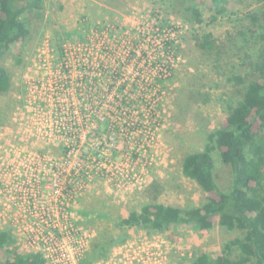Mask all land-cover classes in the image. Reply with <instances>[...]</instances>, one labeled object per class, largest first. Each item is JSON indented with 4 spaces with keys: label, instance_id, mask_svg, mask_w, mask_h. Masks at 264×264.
<instances>
[{
    "label": "rangeland",
    "instance_id": "obj_1",
    "mask_svg": "<svg viewBox=\"0 0 264 264\" xmlns=\"http://www.w3.org/2000/svg\"><path fill=\"white\" fill-rule=\"evenodd\" d=\"M185 1L171 7L163 0H44L42 18L28 19V38L0 59L10 76L9 90L0 95V166L10 149L16 154L36 152L54 160L63 156L60 142L34 141L24 136V141L18 142L16 136L21 122L19 132L30 127L24 122L28 118L20 122L17 114L26 99L36 101L43 117L48 116L53 100L66 102V93L49 92L47 66L39 70L45 76L35 81L36 92L34 88L33 94L28 92L24 79L34 73V63L38 66L40 62L38 55L41 59L48 57L52 67L65 62L69 65L76 105L83 100L91 111H98L100 105L93 102L98 97L106 106L100 112L104 116L110 112V125L90 127L80 141L85 143L77 148L85 156L86 143L101 137L108 144L111 139L113 160L122 169L116 174L118 180L107 174L115 171L106 170L99 176L92 173L86 191L72 208L74 217L93 235L88 252L93 243L103 244L106 254L111 255L121 245L138 246L148 241L166 253V264H191L200 252L218 255L226 242L240 234L227 232L216 222L206 235L196 226L174 227L171 238L167 233L141 227L122 230L116 226L120 219L149 202L188 209L205 201L204 192L182 175V159L201 151L206 136L221 128L224 113L220 101L235 95L232 73L243 75L238 65L244 54L255 55L263 44L252 37L246 16L260 15L264 0H238L235 14L224 17L209 11L207 1L199 5L203 18L200 25L184 20L182 8L191 5L190 0ZM215 15L217 19L212 21ZM164 22L169 26L161 28ZM206 35L224 42L220 67H216L214 54L197 47ZM52 43L66 50L65 59H57L50 48ZM104 48L107 54L100 60ZM86 58L90 60L87 69L81 61ZM101 66L105 67V78L98 74ZM84 69L86 73L80 78ZM111 72L121 74L118 90L103 95L98 90L108 85ZM90 87L96 92L89 91ZM87 152L93 154L92 149ZM215 175L219 187L226 190L229 169L215 161ZM151 185L157 186L152 189ZM99 262L101 259L94 264Z\"/></svg>",
    "mask_w": 264,
    "mask_h": 264
},
{
    "label": "trees",
    "instance_id": "obj_2",
    "mask_svg": "<svg viewBox=\"0 0 264 264\" xmlns=\"http://www.w3.org/2000/svg\"><path fill=\"white\" fill-rule=\"evenodd\" d=\"M163 1L171 3V7L181 4V0ZM190 1L191 5L183 6L181 15L187 23L196 25L203 23L199 5L208 1V10L224 17L234 15L238 3V0ZM43 5L44 0H0V59L28 38V19H41ZM216 15L212 21L217 19ZM246 17L250 20L252 37L263 44L255 55L244 54L238 65L242 66L243 75L232 73L235 95L220 101L224 113L221 128L206 136L201 151L187 154L181 162L182 175L204 192L205 201L188 209L153 201L116 223L122 230L141 227L153 233H167L169 238L174 227L196 226L206 235L215 222L227 232L240 233L226 242L218 255L210 256L203 251L193 257L191 264H264V11L260 15L248 13ZM164 26L169 25L164 22L161 28ZM209 37L204 36L197 47L214 54L216 67H220L224 42ZM52 47L61 56L60 44L52 43ZM9 88V73L0 64V95ZM215 161L230 171L226 190L218 185ZM102 245L93 243L81 264L107 259L110 254H106L108 250ZM0 264L47 263L39 253L25 254L13 231L3 228L0 229Z\"/></svg>",
    "mask_w": 264,
    "mask_h": 264
},
{
    "label": "built area",
    "instance_id": "obj_3",
    "mask_svg": "<svg viewBox=\"0 0 264 264\" xmlns=\"http://www.w3.org/2000/svg\"><path fill=\"white\" fill-rule=\"evenodd\" d=\"M50 48L55 52L52 45ZM105 50L100 60L107 54ZM62 51L61 56L54 54L58 60L66 57V50L62 48ZM37 58L42 65L37 62V66L35 62L37 70L24 79L26 88L29 86L28 92L33 94V88L36 92L35 81L45 76L39 70L47 66L49 92L66 93V102L58 104V101L53 100L48 116L43 117L36 101L26 99L25 106L17 108V114L22 118L20 122L28 118L24 122L30 127L25 132H19L23 125L21 122L20 129L16 131L17 140L23 142L24 136L34 141L60 142L63 156L54 160V157H41L28 150L19 154L12 149L5 152L7 160L0 166V229H11L25 254L39 253L47 264H81L93 235L78 222V217H74L72 208L81 193L86 191L92 173L99 176L106 173V170L115 171L107 174L117 179L116 174L122 169L113 160L114 146L111 139L108 144L101 137H97L91 144L86 143L85 156L77 148L85 143L80 141L90 127L108 125L111 116L110 112L105 113V116L100 112L106 106L98 97L93 98V102L100 105L98 111H91L83 100L77 105L74 103L72 70L66 62L52 67L49 66L48 57L41 59L38 55ZM81 61L87 69L90 60L86 58ZM86 69L78 75L80 78ZM97 70L105 78V67L101 66ZM120 80L121 74L111 72L108 85L101 86L98 92L111 94L118 90ZM89 91L96 92V88L90 87ZM96 104L92 103L93 107L97 108ZM113 109L117 110L118 106L113 104ZM89 149L93 150L92 155L88 154ZM150 244L146 241L138 246L130 243L121 245L107 259L97 264H166V253Z\"/></svg>",
    "mask_w": 264,
    "mask_h": 264
},
{
    "label": "bare ground",
    "instance_id": "obj_4",
    "mask_svg": "<svg viewBox=\"0 0 264 264\" xmlns=\"http://www.w3.org/2000/svg\"><path fill=\"white\" fill-rule=\"evenodd\" d=\"M35 70H37V68H36L35 65H34V72H35Z\"/></svg>",
    "mask_w": 264,
    "mask_h": 264
}]
</instances>
